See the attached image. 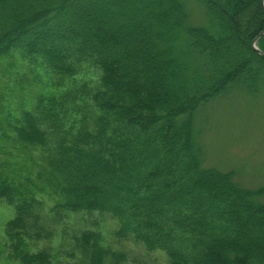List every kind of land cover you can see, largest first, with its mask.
Wrapping results in <instances>:
<instances>
[{
  "label": "trees",
  "instance_id": "trees-1",
  "mask_svg": "<svg viewBox=\"0 0 264 264\" xmlns=\"http://www.w3.org/2000/svg\"><path fill=\"white\" fill-rule=\"evenodd\" d=\"M188 1L0 0V146L32 164L61 209L111 217L119 237L169 264H264V187L204 169L193 131L202 104L264 87L252 49L264 8ZM13 195L0 184V198ZM42 210L24 202L8 233L36 227Z\"/></svg>",
  "mask_w": 264,
  "mask_h": 264
},
{
  "label": "rangeland",
  "instance_id": "rangeland-1",
  "mask_svg": "<svg viewBox=\"0 0 264 264\" xmlns=\"http://www.w3.org/2000/svg\"><path fill=\"white\" fill-rule=\"evenodd\" d=\"M194 10L191 21L204 24V12ZM19 76L26 83L23 72ZM9 79L13 86L12 77L4 80ZM21 101L19 97L13 106ZM193 131L204 169L231 173L244 189L264 187V87L255 97L235 91L202 104L194 115ZM1 183L14 195L11 200L0 198V264H37L35 258L42 255L46 257L43 264H88L83 250L101 257L102 264H169L163 252H148L132 236L119 237L120 225L111 217L95 210L61 209L32 164L4 146H0ZM32 199L43 204L42 221L37 228L20 222L10 235L8 227L16 221L18 207ZM260 201L264 203V198Z\"/></svg>",
  "mask_w": 264,
  "mask_h": 264
},
{
  "label": "water",
  "instance_id": "water-1",
  "mask_svg": "<svg viewBox=\"0 0 264 264\" xmlns=\"http://www.w3.org/2000/svg\"><path fill=\"white\" fill-rule=\"evenodd\" d=\"M261 4L264 8V0H261ZM264 36V33H262L252 44V49L257 52V54L261 57H264V54L257 48V42Z\"/></svg>",
  "mask_w": 264,
  "mask_h": 264
}]
</instances>
